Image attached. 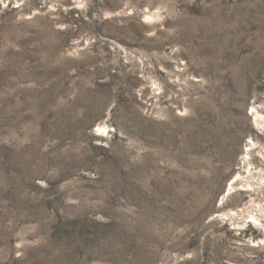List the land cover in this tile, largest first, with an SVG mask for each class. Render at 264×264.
<instances>
[{"label": "rangeland", "instance_id": "rangeland-1", "mask_svg": "<svg viewBox=\"0 0 264 264\" xmlns=\"http://www.w3.org/2000/svg\"><path fill=\"white\" fill-rule=\"evenodd\" d=\"M0 264H264V0H0Z\"/></svg>", "mask_w": 264, "mask_h": 264}, {"label": "bare ground", "instance_id": "bare-ground-1", "mask_svg": "<svg viewBox=\"0 0 264 264\" xmlns=\"http://www.w3.org/2000/svg\"><path fill=\"white\" fill-rule=\"evenodd\" d=\"M231 189H233V187L231 186ZM251 218H253L254 221H259V218L255 217V216H250Z\"/></svg>", "mask_w": 264, "mask_h": 264}]
</instances>
